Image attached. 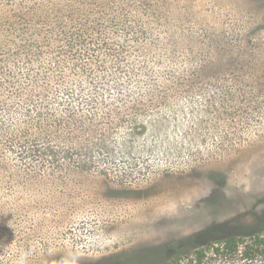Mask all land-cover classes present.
Segmentation results:
<instances>
[{
	"label": "rangeland",
	"instance_id": "rangeland-1",
	"mask_svg": "<svg viewBox=\"0 0 264 264\" xmlns=\"http://www.w3.org/2000/svg\"><path fill=\"white\" fill-rule=\"evenodd\" d=\"M34 4L50 25L97 22L102 54L120 59L102 58L96 88L71 63L48 71L47 56L21 94L0 88V264H89L264 229V0H0L4 13ZM6 28L3 69L19 34ZM52 71L47 100L27 76ZM132 105L137 131L113 111Z\"/></svg>",
	"mask_w": 264,
	"mask_h": 264
},
{
	"label": "trees",
	"instance_id": "trees-1",
	"mask_svg": "<svg viewBox=\"0 0 264 264\" xmlns=\"http://www.w3.org/2000/svg\"><path fill=\"white\" fill-rule=\"evenodd\" d=\"M7 6L8 4L6 7ZM1 9L3 8L0 7V30L1 27L6 24L7 33L18 31L19 34L16 36L17 40L12 43L13 47L10 48L9 46V48H7L8 50L13 49L11 53V55H13L12 58L15 61L13 66H7L3 69L0 57V88L7 89L8 87L13 90L15 94H21L23 92L21 88L23 89L27 83L18 80L21 78V75L26 78L25 74L28 71V65L32 61L43 64L40 59V57L42 58L43 56H47V58L53 57L54 64L57 65V68H55L51 61L43 64L47 67L46 69L48 71L55 69L62 72L63 70L60 69L61 66L63 65L64 68L71 63L72 69L76 73L82 72L85 74L86 78L89 79V83L96 88L95 85L97 80L95 81L92 76L97 70L105 69L102 58L114 57L116 60L120 59V55H115L117 53H114V50L111 47L106 48L108 49L107 52L102 54V47H107L108 42L102 35L101 26L97 24V22L91 25L78 20L70 24V26H67L68 24L64 22L57 23L54 21L50 25L48 11L41 4H34L29 8L30 12L9 10L4 13ZM43 13L47 14L45 19H33V17H42ZM29 14L30 16H28ZM14 23H17L19 26L18 30H16ZM0 43L2 44L3 41L1 40ZM4 49L6 50V48ZM0 55H3L2 52H0ZM61 59H65L63 64L60 62ZM20 60H25L26 67L20 65ZM118 63H121V61H118ZM51 74H54V71L45 74L41 79L37 77V74L32 77H29L27 74V78L31 80V84L35 85L34 88L38 87L45 92L44 97L47 100L49 99L47 96L49 91H52L51 86L48 83ZM7 76L15 81L3 87V80L1 77H4L3 79H5ZM61 78V75L56 76L55 81L59 84ZM62 92L67 97L75 96L74 100L76 101H78V99L81 100V98H79L80 96H77L76 92H73L72 90L64 88ZM54 93L57 95L59 89L55 88ZM26 100L29 101L30 104H33V107L38 109V117L42 118L45 115H48L50 118L54 116L55 111H52L47 107H39V105L38 107L35 106L34 104H37L38 101L31 96ZM95 101L96 100L92 99V103ZM124 101L126 102V99H124ZM0 104H2L1 101ZM27 106L30 105L28 104ZM45 110H48L49 112H45ZM110 110L111 108H105V116L112 119V111ZM134 110L138 111L136 107L133 108V105L131 107L122 106L113 109L117 115L123 117L125 122L131 124L133 129L137 131L138 125H136L137 122L135 121V118H130L129 120V117H127V113ZM72 117L74 118L73 113ZM54 119L56 125H59L60 127L63 126V121L58 120L57 118ZM80 119L81 120L75 122L73 125L74 127L89 129L88 132L93 129L96 130L98 121L90 118L86 126L84 124V119ZM42 124L37 123L36 126L41 128ZM111 125L114 127V124ZM35 147L39 149L42 148L40 144L36 143ZM69 150L73 151L75 149ZM68 155L74 158L73 154L68 153ZM89 264H264V229L251 232L239 231L238 233L231 235L217 234L203 245L183 247L180 245L177 246L176 243L171 246L161 244L159 246L151 247L137 255L126 257H104L95 262H89Z\"/></svg>",
	"mask_w": 264,
	"mask_h": 264
}]
</instances>
